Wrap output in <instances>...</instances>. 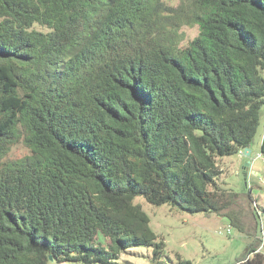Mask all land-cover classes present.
I'll return each mask as SVG.
<instances>
[{
  "label": "trees",
  "instance_id": "16d2710c",
  "mask_svg": "<svg viewBox=\"0 0 264 264\" xmlns=\"http://www.w3.org/2000/svg\"><path fill=\"white\" fill-rule=\"evenodd\" d=\"M262 69L264 0H0V264L157 258L136 195L234 221L217 159L250 148Z\"/></svg>",
  "mask_w": 264,
  "mask_h": 264
},
{
  "label": "rangeland",
  "instance_id": "374dc122",
  "mask_svg": "<svg viewBox=\"0 0 264 264\" xmlns=\"http://www.w3.org/2000/svg\"><path fill=\"white\" fill-rule=\"evenodd\" d=\"M184 31L186 39H190L196 35L197 28L185 27ZM261 74L264 77V69ZM263 133L264 103L250 145L251 153H236L217 159L221 172L216 183L229 202L222 212H228L234 221L216 212L189 213L168 203L155 205L146 201L143 195H136L133 202L146 212L151 229L164 246L157 258H154L151 246H130L121 252L117 264H233L257 239L260 240L259 249L264 253V225L260 215L264 212V156L259 151ZM25 151L26 148L19 143L12 147L10 155ZM99 240L104 242L105 239L100 236ZM49 264L79 263L50 261Z\"/></svg>",
  "mask_w": 264,
  "mask_h": 264
},
{
  "label": "water",
  "instance_id": "95a60500",
  "mask_svg": "<svg viewBox=\"0 0 264 264\" xmlns=\"http://www.w3.org/2000/svg\"><path fill=\"white\" fill-rule=\"evenodd\" d=\"M243 153H244L245 155H249V154H250V148H249V147H245V148L243 149ZM49 258L51 259L52 257L49 255Z\"/></svg>",
  "mask_w": 264,
  "mask_h": 264
},
{
  "label": "crops",
  "instance_id": "0c3cea01",
  "mask_svg": "<svg viewBox=\"0 0 264 264\" xmlns=\"http://www.w3.org/2000/svg\"><path fill=\"white\" fill-rule=\"evenodd\" d=\"M250 153H251V147H250ZM260 215H261L262 224L264 225V212L261 213Z\"/></svg>",
  "mask_w": 264,
  "mask_h": 264
},
{
  "label": "built area",
  "instance_id": "2783aa9c",
  "mask_svg": "<svg viewBox=\"0 0 264 264\" xmlns=\"http://www.w3.org/2000/svg\"><path fill=\"white\" fill-rule=\"evenodd\" d=\"M239 153L243 154V152H242V151H240ZM258 156H260V154H258Z\"/></svg>",
  "mask_w": 264,
  "mask_h": 264
}]
</instances>
